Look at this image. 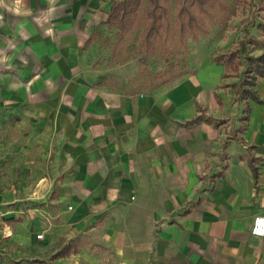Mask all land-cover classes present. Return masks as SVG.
Segmentation results:
<instances>
[{
    "label": "crops",
    "instance_id": "crops-1",
    "mask_svg": "<svg viewBox=\"0 0 264 264\" xmlns=\"http://www.w3.org/2000/svg\"><path fill=\"white\" fill-rule=\"evenodd\" d=\"M113 1L0 0V114L31 110L47 121L58 208L47 224L28 197L15 206L0 197L2 263L8 222L20 228L28 216L29 239L44 232L54 245L49 264H264V236L251 232L264 215V75L242 139L233 138L245 105L219 86L237 78L222 77L213 53L151 90L123 78L133 60L105 65ZM262 37L252 34L251 52H263ZM197 102L213 119L188 122Z\"/></svg>",
    "mask_w": 264,
    "mask_h": 264
},
{
    "label": "rangeland",
    "instance_id": "rangeland-1",
    "mask_svg": "<svg viewBox=\"0 0 264 264\" xmlns=\"http://www.w3.org/2000/svg\"><path fill=\"white\" fill-rule=\"evenodd\" d=\"M228 2L231 4L230 10L234 6L236 13L231 12V20L227 25H224L223 20L226 15L220 14L214 22L210 23V31L201 35L198 40L190 39L188 47L173 42L174 46L169 53L162 50L147 60H140L134 53L138 35L136 31L126 43L125 50L120 52L123 56L127 53L133 56L132 63L125 70L121 67L124 72H127L123 74L125 81L134 89L151 90L155 83L162 80L161 77L151 78L152 72L168 68V76H170L185 68L198 69L200 63L217 49H227L234 45V41L243 32L242 18L247 13L236 1L228 0ZM262 15L258 16L254 24H250L251 33L255 37L261 32L257 23ZM103 38L104 43H107L105 49H112L114 40L117 38L116 31L111 30ZM107 59L110 61L105 59L106 66L115 64L111 61V56ZM142 68H146L145 71ZM133 71H135L134 74H132ZM1 114L0 197L14 202L13 206L20 202V198L28 197L30 206L36 204L46 210L41 218L47 224H51L56 220L54 216L58 214V208L53 205L51 197L56 184L51 181L53 172L50 160L56 145L51 144L52 138L48 133L47 121L43 118L37 119L31 110H23L19 113L8 110ZM230 120H232L229 123L231 125L234 123L231 115ZM27 217H22V220L26 221L20 228L17 218L8 222V224L11 222L13 234L8 237V241L11 240L12 243L7 246L8 258L5 264H35L32 262L35 259H39L40 264H49L51 261L54 245L47 243L45 238L29 239L27 234L32 231L29 230L31 229L30 221L33 231L36 229V222Z\"/></svg>",
    "mask_w": 264,
    "mask_h": 264
},
{
    "label": "trees",
    "instance_id": "trees-1",
    "mask_svg": "<svg viewBox=\"0 0 264 264\" xmlns=\"http://www.w3.org/2000/svg\"><path fill=\"white\" fill-rule=\"evenodd\" d=\"M234 1L243 9H248L247 15L242 18L243 36L230 48L217 49L211 55V59L224 65L223 78H237L234 82L222 81L219 86L233 87L234 101L245 105L240 116L242 124L233 132V138L242 139L239 133L244 132L250 119L249 99L261 100L256 84L258 77L264 75V50L259 54L251 52L253 47L250 24H254L258 16L264 13V0ZM230 6L228 0H114L104 22L109 28L116 29L117 40L112 47L111 61L115 64H123L133 58L129 53L123 56L120 52L125 50L126 43L136 31L138 35L134 53L140 60L154 57L162 50L169 53L174 46L173 42L188 47L190 39L198 40L201 35L210 31V23L220 14L226 15L223 20L224 25H227L231 20V12L236 13V8L233 6L230 10ZM257 27L263 34L259 43L264 47V14L258 21ZM190 71L185 68L168 76V68L156 70L150 74L151 78L161 77L162 80L155 83L152 89ZM197 109L200 113L188 122L206 116L205 108L199 102ZM206 117L208 120L213 119L212 116ZM225 121L227 119L217 123L221 124ZM257 159L254 156L249 158L256 180L259 176Z\"/></svg>",
    "mask_w": 264,
    "mask_h": 264
},
{
    "label": "built area",
    "instance_id": "built-area-1",
    "mask_svg": "<svg viewBox=\"0 0 264 264\" xmlns=\"http://www.w3.org/2000/svg\"><path fill=\"white\" fill-rule=\"evenodd\" d=\"M3 203L0 200V219L4 217L6 214L5 210L2 207ZM251 232L255 235L264 236V215H257L255 216L252 226H251ZM38 238H42L44 236V232H39L37 234ZM0 264L2 263V257L0 252Z\"/></svg>",
    "mask_w": 264,
    "mask_h": 264
}]
</instances>
